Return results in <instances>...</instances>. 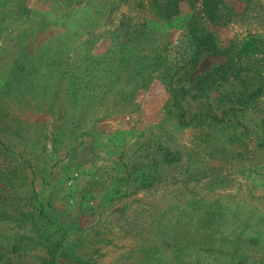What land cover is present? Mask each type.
Returning a JSON list of instances; mask_svg holds the SVG:
<instances>
[{
    "label": "rangeland",
    "instance_id": "rangeland-1",
    "mask_svg": "<svg viewBox=\"0 0 264 264\" xmlns=\"http://www.w3.org/2000/svg\"><path fill=\"white\" fill-rule=\"evenodd\" d=\"M26 1L31 8L50 14L48 3ZM227 2L231 10L218 24L202 18L201 0L180 6L202 18L205 30L218 45L255 34L264 40V0H251L247 7L243 0ZM119 17V12L111 13L100 29L112 27ZM42 32L24 41L27 50L43 45L46 37L58 33L52 29ZM161 33L169 39L171 56L180 31L168 28ZM107 44L102 37L96 50ZM0 45L3 46L1 42ZM8 47L0 51V78L10 58ZM224 60L225 55L200 51L197 63L180 74L176 84L187 88L186 99L181 102L184 114L202 109L219 117L220 109L230 104L218 92L200 95L192 87ZM212 78L214 83L219 80ZM257 80L251 75L239 79L229 76L226 86L239 87L247 93L258 84ZM12 96L0 95V207L9 214L41 209L44 216L65 229L64 244L69 255L57 257L55 264H140L149 248L167 256L177 243L186 248L221 245L228 249L240 237H251L257 223L264 229V134L249 115L236 124V131L226 117L206 119L202 131L194 121L182 127L174 122L171 113H165L166 93L158 80L147 90L136 91L123 109L125 114L76 126L64 119L66 105L60 97L52 106H33L28 93L22 100ZM222 131L236 135L230 137ZM157 141L178 150L181 159L175 165L157 164V154L162 151L155 150L151 156L148 144L154 142V148ZM139 161L148 163H142L138 172L143 171V175L125 182L126 171ZM124 162L127 166L121 168ZM190 194L206 201L219 198L226 214L220 232L209 244L205 243L207 236L196 235L190 228L194 225L193 212L191 207H183ZM175 202L179 207H171ZM46 220L34 219L29 227L0 218V246L8 249L24 227L32 236L38 232L35 224L49 230ZM181 225L189 226L188 233L181 230ZM176 231L180 234L173 239ZM187 234L197 244L186 240ZM40 240L31 242L23 253L8 254L9 260L0 264H50L51 258ZM209 255L205 256V264H220ZM224 263L229 264L228 258H223Z\"/></svg>",
    "mask_w": 264,
    "mask_h": 264
},
{
    "label": "trees",
    "instance_id": "trees-1",
    "mask_svg": "<svg viewBox=\"0 0 264 264\" xmlns=\"http://www.w3.org/2000/svg\"><path fill=\"white\" fill-rule=\"evenodd\" d=\"M37 1L48 3L50 14L31 8L26 0H0V42L3 44L0 51L9 46L7 51L10 53L8 65L1 72L4 76L0 78V95L13 94V99L22 100L23 95L28 93L33 106L44 103L52 106L60 97L66 105L64 119L68 121L67 124L76 126L113 114H125L123 109L131 103L136 91L147 90L154 80H158L166 93L165 113H171L176 124L184 127L194 121L202 131L206 119L212 121L226 117L228 125L236 131V124L244 119V115H249L264 134L263 38L258 34L242 39L231 38L227 45L221 46L201 22L204 18L213 24L220 23L229 12L227 0H201L202 18L181 9L184 5H180L189 4L190 0ZM243 1L247 7L251 0ZM115 11L120 16L117 23L100 29L105 19ZM158 22L165 27L162 28ZM168 28L180 31L171 56L167 49L169 39L161 33V30ZM49 29L58 33L46 37V43L33 50L26 49L25 40L33 39L37 33ZM102 37L108 44L106 48L96 50L97 41ZM8 42L11 44H5ZM200 51L225 55L222 63L197 79L192 86L200 95L218 92L226 98L230 104L220 109L219 117L209 115L202 109L184 114L181 107L187 88L176 84L177 79L197 63ZM246 75L258 79V84L249 92L226 86L229 76L239 79ZM213 76L219 79L218 82L214 83ZM207 135L211 138V134ZM224 135L234 137L236 133L225 132ZM148 144L151 145V156L155 150L157 153L159 149L162 151L157 154V164L175 165L181 159L179 151L169 145L161 146V142L157 141L152 148L154 142ZM52 148H55L54 144ZM126 163H121V168H125ZM142 163H133L132 169L126 171L125 182L143 175V171L138 173ZM183 203V207H191L193 212L191 219L194 225L190 228L196 235L207 236L205 243L209 244V240L220 232L221 220L226 215L221 201L219 198L206 201L190 194ZM171 207H179L178 202ZM40 216L47 219L45 223L50 226L49 230L35 224L38 232L32 236L28 233L29 229L24 227L8 249L0 246V263L9 260L8 254L23 253L37 238L42 239L40 242L51 258L50 264H55L57 257H68L64 244L67 235L65 229L44 216L41 209L9 214L0 207V218H8L21 226L28 224L31 227L34 219L40 220ZM257 226L251 237L247 234L245 239L240 237L228 249L221 245L217 248H186L177 243L171 247L169 256L149 248L144 251L140 264H205V256L210 257L209 254L220 264H223L224 257L228 258L229 264H264V229L258 223ZM175 227L179 229L180 226L177 224ZM188 229L189 226L181 225L185 233H188ZM44 234L47 237H43ZM179 234L180 231H176L173 239H177ZM183 237L180 236V239ZM185 239L197 244V240L194 242L195 238L188 237V234Z\"/></svg>",
    "mask_w": 264,
    "mask_h": 264
}]
</instances>
